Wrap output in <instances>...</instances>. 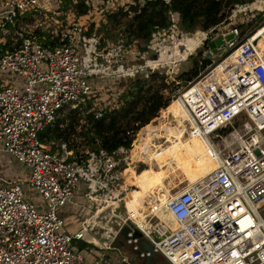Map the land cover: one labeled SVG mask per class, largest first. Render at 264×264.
<instances>
[{"label": "built area", "instance_id": "1", "mask_svg": "<svg viewBox=\"0 0 264 264\" xmlns=\"http://www.w3.org/2000/svg\"><path fill=\"white\" fill-rule=\"evenodd\" d=\"M53 1L0 0L1 29L8 33L7 24L14 25L21 13L46 9ZM256 3L264 0L234 3L224 20L258 9ZM92 5L103 12L111 6L105 0L96 4L92 0ZM167 21L155 24L141 47L122 39L102 45L101 34L90 29L91 24L74 22L60 32L61 42L45 43L23 35L17 46L0 53V71L8 70L18 78L0 83V150L28 168L26 181L44 200L26 198L19 178L5 180L6 185L0 178V264L105 262L102 253L85 261L73 241L88 236L91 216L107 205L121 208L140 236L171 264H264L260 213L264 206V34L257 35L262 28L264 33V20L247 27L243 36L241 27L220 30L221 23L185 30L174 10H168ZM226 34L230 36L225 38ZM218 35L224 39L218 48L224 49L223 54L207 56V42ZM190 38L192 47L187 43ZM200 45L205 47L201 68L169 101L175 99L184 109L185 133L208 140L213 166L178 192L162 199L155 190L143 189L128 204L127 194L137 186L126 171L137 127L126 130L129 145L112 149L81 145L75 151L61 139L53 150L51 142L39 137V131L56 121L59 113L64 115L61 108L94 96L96 77L117 80L143 69L146 76L164 72L166 81L173 82L169 70ZM93 104L95 116H101L106 102ZM227 125L231 126L227 133L219 132ZM154 162L150 157L142 168L133 164V172L153 168ZM76 190L92 204V213L83 219L82 228L62 231L64 218L58 208L73 202ZM162 210L173 223L163 220ZM153 216L155 221L147 224ZM89 236L97 249L105 248ZM140 236L129 231L126 242L144 258L149 251L140 247ZM121 260L128 257L121 254Z\"/></svg>", "mask_w": 264, "mask_h": 264}, {"label": "rangeland", "instance_id": "2", "mask_svg": "<svg viewBox=\"0 0 264 264\" xmlns=\"http://www.w3.org/2000/svg\"><path fill=\"white\" fill-rule=\"evenodd\" d=\"M58 1L59 0H54L52 5L46 9L29 8L27 16L21 13L14 25L7 26L8 33L7 31L4 32L0 26V42H4L6 37L9 36L12 44H14L24 33H31L36 27L41 28V30H50L56 34L57 32L69 29L74 22L91 24V21L96 20V22L100 23L104 18L102 7L91 8L86 14L77 15L75 10L71 7L65 11L57 9L60 4ZM85 1L92 2V0ZM130 1L131 0H105V4H110L111 6L109 9L113 10L116 6L126 4ZM94 3H98V0H94ZM255 5L258 9H252L246 12V14L237 13L233 20L229 22L227 20L221 23L218 29L224 30V28L236 25V23L242 20L249 21L251 25L261 22L264 20V3H256ZM258 18L260 19L258 20ZM244 34L245 32L241 36ZM263 34L262 28L258 31L257 35L262 38ZM204 49V45L198 46L196 49L192 50L186 59L181 60L173 70H169V73L174 78L173 83L176 85L171 84L172 82H167L166 79L168 80L169 78L165 76L164 80L169 85L163 88L162 92L164 95L172 98V94L178 92L186 79H184L185 75H180L178 77L176 75L184 70H189L195 60L200 66V55ZM223 52L224 49L221 48L211 55L219 57ZM16 79H18L16 75L10 73L8 70L0 71L1 84L6 82L12 83ZM95 79L97 81L93 83L94 96L91 97L93 102H96V105H102L106 100H112L117 103V96L125 87L124 80H122L123 78L115 80L109 77L103 79L96 77ZM66 106L67 107L62 110L63 112L68 109V105ZM184 117V110L175 99H171L164 121L153 120L141 126L140 129L135 130V135L138 134V137L134 140V146H136L138 150L136 168L144 167L145 162H147L150 157L155 162L153 163V168L144 169L139 173H134V170H132L131 175L134 177L136 183L144 182L149 178V183L146 187H152L151 184L155 183L156 186L150 189L155 190L156 193L158 192L159 197L162 199L168 197L172 193L178 192L189 180L199 177L213 166V160L207 153L206 143L208 140L206 138L187 135L182 124V119ZM158 139H160L159 142ZM212 139L215 141L218 140V138L214 136H212ZM168 147H173L172 153L159 161L158 156ZM15 177L20 179L26 198L44 201L35 188L26 181L28 178V168L18 163L9 153L0 150V178L2 179V184L6 185L7 183L5 180H12ZM79 193L80 190H76L74 201L68 202L64 206L58 208V213L64 218V223L61 227L62 231L71 232L82 228L83 219L92 213V204L89 205ZM81 203L85 205H81ZM137 214L139 213L137 212ZM262 215L264 217V209ZM160 216L163 220L173 223L167 211L162 210ZM89 235L90 232H88L86 238L73 241L75 244L74 247L82 253L85 261L93 260L94 255H99L103 252V250L97 249V246L91 242ZM81 242L84 243V245L79 246L78 244ZM151 261L155 262L154 256Z\"/></svg>", "mask_w": 264, "mask_h": 264}, {"label": "trees", "instance_id": "3", "mask_svg": "<svg viewBox=\"0 0 264 264\" xmlns=\"http://www.w3.org/2000/svg\"><path fill=\"white\" fill-rule=\"evenodd\" d=\"M246 1L250 0H169V2L131 0L126 4L116 6L113 10L104 11V18L98 25L92 22L90 29H95L101 34L102 45L106 40L122 39L126 44L134 41L141 47L149 39L155 24L168 23V10L176 11L179 14L181 27L192 31L197 28L209 29L218 23L226 22L224 18L229 13L230 7L234 3ZM59 3L57 9L65 11L71 7L77 15L85 14L93 7L91 1L86 2L85 0H59ZM27 11L23 12L25 16L28 15ZM7 25L10 26V23ZM236 25L241 27L243 33L251 23L242 20ZM24 35L51 44L62 41L60 32L54 34L50 30H41L39 27ZM20 40L21 37L12 44L11 38L7 36L4 42H0V53L13 49ZM199 69L200 66L195 60L189 70H184L176 76L185 75L184 79L188 80L197 74ZM164 77V72L161 74L152 72L148 76L138 73L135 76L123 78L125 87L119 92L117 103L106 100L101 116H95L93 100L86 98L85 102H80L74 107L69 105L64 115L59 113L56 121L40 130L38 135L44 141L51 142L53 150L58 149L61 139L68 140L69 146L75 151L83 144L91 148L105 147L106 149L129 145L130 136L126 133L127 129L136 127L140 129L141 126L153 120H165L171 97L162 92L163 88L169 85ZM113 104V107H108ZM65 107L67 106L60 110ZM230 129L231 126L227 125L218 130L225 134ZM134 144L135 141L132 142V145ZM139 240H144L142 235ZM78 245L82 246L84 243L81 242Z\"/></svg>", "mask_w": 264, "mask_h": 264}, {"label": "water", "instance_id": "4", "mask_svg": "<svg viewBox=\"0 0 264 264\" xmlns=\"http://www.w3.org/2000/svg\"><path fill=\"white\" fill-rule=\"evenodd\" d=\"M260 18H258V20ZM229 36L230 34H226L225 38H228ZM223 43L224 39L221 35L209 40L207 42V46L209 47L206 51L207 56L216 52ZM206 60L210 61V58L208 57ZM141 72L143 73L144 70L142 69ZM87 230L105 246L112 242L114 236L118 233L126 238L128 237L129 231L135 236H140V231L130 220L125 219V213L123 210L121 208H114L111 205H107L94 212L87 223ZM141 245L143 249L149 251L144 257V264H171L162 254L157 252L147 240H141ZM153 256L155 262L151 261Z\"/></svg>", "mask_w": 264, "mask_h": 264}, {"label": "crops", "instance_id": "5", "mask_svg": "<svg viewBox=\"0 0 264 264\" xmlns=\"http://www.w3.org/2000/svg\"><path fill=\"white\" fill-rule=\"evenodd\" d=\"M115 239L116 242H114ZM143 239L146 240L144 237ZM140 247L143 249L141 241ZM100 250H103L102 254L105 255V262H99L98 264H139L140 262L144 264V258H139L132 250L131 244L126 242V237L119 233L114 236L112 242ZM121 254L126 255L128 260H121Z\"/></svg>", "mask_w": 264, "mask_h": 264}, {"label": "bare ground", "instance_id": "6", "mask_svg": "<svg viewBox=\"0 0 264 264\" xmlns=\"http://www.w3.org/2000/svg\"><path fill=\"white\" fill-rule=\"evenodd\" d=\"M194 41V39L193 38H190V39H188L187 40V43H190V45H191V47H192V42ZM197 42V40H195V43ZM182 108V107H181ZM183 109V108H182ZM184 110V109H183ZM134 134H135V132H134ZM205 139V138H204ZM172 150H173V147H168L167 149H165L164 150V152L162 153V154H160L159 156H158V160L160 161L161 159H163V158H165V157H167L168 155H170L171 153H172ZM130 154H131V157H132V162L130 163V165H129V167H128V169L126 170L127 172H130L129 174H130V176H131V171L133 170V164H134V166L136 165V156H137V154H138V150H137V147L136 146H134V145H132L131 147H130ZM149 181V178H147L146 179V181H144V182H139V183H136L135 181H134V179H132V183H135L136 185V187L135 188H133V190L131 191V193L130 194H127V202H128V204L129 205H131V203H134L135 202V198L137 197V194L141 191V190H143V189H150V188H153V187H146L147 186V184L149 183L148 182ZM155 185V184H154ZM153 185V186H154ZM152 186V185H151ZM139 188V189H138ZM140 190V191H139ZM151 190V189H150ZM263 209H264V206L260 209V213H261V215H262V211H263ZM168 213V212H167ZM169 214V213H168ZM169 216L171 217V215L169 214ZM262 217H263V215H262ZM172 218V217H171ZM173 220V219H172ZM263 220H264V217H263ZM152 221H155V216H153V217H151L150 218V220H148L147 221V224H150V222H152Z\"/></svg>", "mask_w": 264, "mask_h": 264}, {"label": "flooded vegetation", "instance_id": "7", "mask_svg": "<svg viewBox=\"0 0 264 264\" xmlns=\"http://www.w3.org/2000/svg\"><path fill=\"white\" fill-rule=\"evenodd\" d=\"M155 183H152L151 185H152V187L154 188L156 185H154ZM154 185V186H153Z\"/></svg>", "mask_w": 264, "mask_h": 264}]
</instances>
